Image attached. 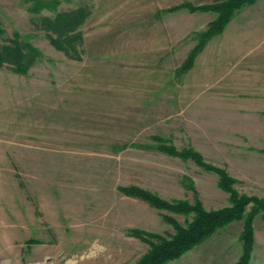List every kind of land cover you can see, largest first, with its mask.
Listing matches in <instances>:
<instances>
[{
	"label": "rangeland",
	"instance_id": "1",
	"mask_svg": "<svg viewBox=\"0 0 264 264\" xmlns=\"http://www.w3.org/2000/svg\"><path fill=\"white\" fill-rule=\"evenodd\" d=\"M218 1L0 0V264H132L149 245L131 229L169 236L163 216L191 218L122 186L230 205L214 170L159 144L193 149L239 194L264 197V0L178 72L215 13L168 8ZM253 224L258 264L264 210ZM242 226L166 264H234Z\"/></svg>",
	"mask_w": 264,
	"mask_h": 264
},
{
	"label": "trees",
	"instance_id": "2",
	"mask_svg": "<svg viewBox=\"0 0 264 264\" xmlns=\"http://www.w3.org/2000/svg\"><path fill=\"white\" fill-rule=\"evenodd\" d=\"M255 0H220L206 5L194 6L189 2H183L171 6L168 10L188 8L194 10H209L215 13V17L207 24L206 28L197 34L194 46L188 52L186 58L178 68V72L189 69L195 56L202 50L206 42L215 34L220 33L224 26L241 6L253 3ZM19 63L20 60L18 61ZM20 69L22 65H20ZM156 148L163 153L178 156L184 159L190 158L206 169L214 170L218 174V185L229 192L230 205L217 209H205L201 200L196 196L193 202L175 199L165 200L154 193L137 186H122V192L141 198L151 206L180 213L191 218L180 224L171 216L165 215L163 219L172 224L174 232L169 236L152 233L143 229L133 228L131 233L149 245V249L132 264H166V262L179 257L181 254L198 244L215 230L224 227L234 220H243L240 239L242 251L234 264H248L254 242L253 218L258 211L264 210V197L239 194L233 187L235 178L231 177L224 169L217 168L203 161L201 155L191 148L176 149L168 143L159 144ZM250 208L246 212V206Z\"/></svg>",
	"mask_w": 264,
	"mask_h": 264
},
{
	"label": "crops",
	"instance_id": "3",
	"mask_svg": "<svg viewBox=\"0 0 264 264\" xmlns=\"http://www.w3.org/2000/svg\"><path fill=\"white\" fill-rule=\"evenodd\" d=\"M253 227H254V224H253ZM254 234H255V233H254ZM255 239H256V238H255V235H254V243H255ZM251 255H252V254H251ZM260 258H262V259L259 261L258 264H264V257L261 256ZM260 258H259V259H260ZM249 264H251V258H250Z\"/></svg>",
	"mask_w": 264,
	"mask_h": 264
}]
</instances>
